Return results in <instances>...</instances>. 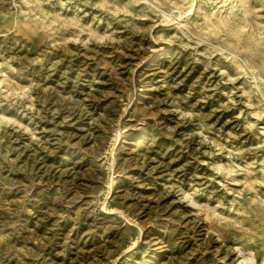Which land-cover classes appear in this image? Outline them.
Listing matches in <instances>:
<instances>
[{
  "label": "rangeland",
  "instance_id": "1",
  "mask_svg": "<svg viewBox=\"0 0 264 264\" xmlns=\"http://www.w3.org/2000/svg\"><path fill=\"white\" fill-rule=\"evenodd\" d=\"M237 248L264 259V0H0V264Z\"/></svg>",
  "mask_w": 264,
  "mask_h": 264
},
{
  "label": "bare ground",
  "instance_id": "2",
  "mask_svg": "<svg viewBox=\"0 0 264 264\" xmlns=\"http://www.w3.org/2000/svg\"><path fill=\"white\" fill-rule=\"evenodd\" d=\"M170 6V5H169ZM172 7V6H171ZM189 11V10H188ZM190 13V12H189ZM183 15H184V13H183ZM189 15V14H188ZM185 16V15H184ZM183 16V17H184ZM188 17V16H187ZM186 17V18H187ZM185 18V17H184ZM186 20V19H185ZM256 21V20H255ZM207 34V33H206ZM208 36V35H207ZM214 39V38H213ZM212 39V40H213ZM216 39V38H215ZM219 41V40H218ZM217 41V42H218ZM221 42V41H220ZM231 48V47H230ZM214 97V96H213ZM121 139H123V138H121ZM159 236V235H158ZM168 247V246H167ZM237 247V246H236ZM235 247V248H236ZM237 250L239 251L238 253L240 254H242L241 255V258L240 259H238L237 260V262H236V264H264V259H262V262L261 263H257L256 262V258H255V255H254V253H253V251L252 250H247V251H245V252H243L240 248H237ZM239 258V257H238ZM151 263V262H150ZM129 264V263H128Z\"/></svg>",
  "mask_w": 264,
  "mask_h": 264
}]
</instances>
